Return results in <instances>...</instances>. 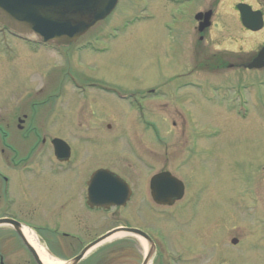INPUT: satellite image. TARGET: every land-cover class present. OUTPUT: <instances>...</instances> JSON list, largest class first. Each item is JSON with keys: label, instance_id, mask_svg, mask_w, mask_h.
<instances>
[{"label": "flooded vegetation", "instance_id": "obj_1", "mask_svg": "<svg viewBox=\"0 0 264 264\" xmlns=\"http://www.w3.org/2000/svg\"><path fill=\"white\" fill-rule=\"evenodd\" d=\"M223 1L209 0L210 3L207 8L204 7L206 9H199V0H189L188 17L185 20H180L182 23L186 22V29L182 32V38L187 39L189 32H192L190 36H193L195 31L194 36L198 35L199 39H203L204 34H208L212 40L211 34L214 29L219 28L220 32L223 30L228 34L230 32L236 33L240 32V29L237 28V23H239L243 30L241 32L245 35L246 43H241L237 48L238 50H235V53H241L242 57L240 60L237 58L238 63L237 61L234 62L233 67H231V69H239V76L237 77L236 73H231L229 76H236V79H206L192 70L172 77V80L181 79L183 81L163 85L164 92L161 96L168 99L173 107H176L175 111L184 118L185 114L182 110L177 109L179 108L178 105L194 104L202 97L204 102L215 108V110L210 111L213 118L222 115L219 113V109H223L225 115L230 114L229 116H235L244 121H248L254 115L264 122V0L235 1L229 10L226 9V13H224L225 9L222 6ZM240 3L247 4L258 13L242 16L238 9ZM199 13H201V19L197 21L196 16ZM206 13H210L208 20L205 19L204 14ZM225 19L228 20L227 23L223 22ZM244 19L248 21L249 25L259 26V28L251 29L244 24ZM104 36L105 31L99 30L93 36H88L83 41V45L77 48V51L73 46L64 49L66 51L72 49L76 53L85 50L94 52L93 44H97V40ZM9 37L11 39L15 37V41L19 40L14 35ZM82 38L84 39L81 37L79 41H82ZM4 39L7 38L0 35V57L6 61V59L16 57L19 50L14 42L8 43ZM210 67L220 70L227 65L219 61L211 63ZM245 74L250 75L245 77ZM201 81L204 83L201 84ZM66 84L73 88L74 94L71 91L67 92ZM109 86L104 81H60L57 87L58 93H55L54 90H49L44 84L42 87L46 88L45 99L37 100L39 102L33 105H38L39 109H34L29 114L23 113L24 110H21L23 102L16 107V110L11 109L14 111H7L6 109L0 111V219H11L19 223L21 234L28 239L35 249L37 257L43 262H45V258L40 255L36 247L55 264L68 263L77 258L78 261L74 264H118L119 254L113 249L117 248L118 244L115 242L120 238L114 235V231L124 226L130 230L127 235V244L130 247L136 246V244L142 245L141 264L152 248H154V252L151 264H174L186 254H170L165 224L167 215L173 212L175 208L178 210L177 212H180V210L188 207L196 216L200 200L207 190L211 195L209 203L212 200L216 201V197L220 196L222 198L221 204L224 205L222 207L223 213L213 215L210 220L213 218L216 222V219L219 218L222 220V223L219 224L223 226V229L230 231L228 226L236 218L238 219L240 214L237 210H241L248 217L247 225L255 227V231L250 237L230 238L231 244L229 246L239 247L235 251L229 250L230 247L226 246L227 239L224 238V246L217 248V242L214 238L215 230L210 240V262L214 263L219 255L224 260L223 263H231L232 256L235 254L245 262L251 260L257 262L254 258L255 255L258 259L260 258V264H264V159L260 162L257 160L248 161L247 158L244 160V158L235 155L238 159L233 160L231 155L234 153L231 154L230 152L228 154L225 152L221 156V152L217 151L219 147L217 148L214 140L220 136L217 130L220 129L223 132L224 128L222 130L219 127H212L214 131L208 135L207 140H205L206 143L205 141H198L195 134L193 138L190 136L188 157L184 160L185 165L191 160L193 166H207L210 175L212 174L208 187L202 185L203 182H197L190 190L184 179L182 180L168 169L150 174L148 178L144 177V171H152L155 160L148 156L150 153L147 150L135 145L134 142L130 143L129 148L133 157L124 164L127 171H124L125 168L114 170L111 167H99L92 170L87 176V173L83 175L81 170H76L79 161L68 141L70 140L71 129H77L80 133L87 134L85 139L97 140L101 137L98 128L101 123L99 119L103 115L99 114V105H97V100H94L95 95L103 93L113 96L118 101H127L126 97H121L118 91L110 89ZM200 86L207 87L206 94L200 95L196 92ZM124 90L129 96H136V91ZM185 90L195 92L192 101L188 98L189 91L184 93ZM141 92L140 102L129 104L139 113L144 128L151 129L148 119L149 106H147L146 101L152 97V88L143 89ZM73 96L83 102V108L86 111L84 114L83 108H80L77 116L74 115L84 120L79 123L74 122V127L72 126L74 116L71 115ZM22 101L24 100L22 99ZM56 118L61 119L62 123H56ZM106 127L110 130L112 125L106 124ZM86 131L88 133H85ZM89 135H91L90 138ZM55 139H61L66 143H62V145L59 143L58 145V153L64 155L62 158L57 157ZM160 140L162 143L164 142L162 136ZM204 144H208V146ZM163 146L164 151L167 152L168 146L166 144ZM248 147L251 151L254 150L253 144ZM258 154L259 152H255L254 157L259 156ZM220 160H222L220 165L222 169H217L216 163H219ZM98 169H108L126 181L129 187L126 202L113 204L114 202L102 198L98 192L92 194L96 191L94 189L90 193L93 173ZM232 169L237 170V172H233ZM221 170L235 178L232 185L237 186L238 189H235L234 192L227 189L221 193L218 189L217 184L220 182ZM161 172H170L184 186L181 198L172 200L170 205L158 203L153 199L152 178ZM138 174H140V179ZM103 184L101 179V181H96L93 186ZM167 194L166 189L160 190V196L164 197ZM76 202H81L82 207L75 205ZM80 210L82 214L106 215L107 221H103V218L102 221H98V223L101 222L100 227L102 228L91 236L92 232L89 229L92 226L91 220L77 216ZM120 210L128 211V223L107 227L108 214L112 212L111 215L116 217ZM40 218L42 220L39 221ZM71 220L75 221L76 227L79 225V220H82L83 226L91 225L88 229L83 228L85 233L83 235L78 231L73 232L74 225ZM241 227L242 225L239 224L238 230L241 231ZM239 233L243 235L242 232ZM108 234L111 236L103 238ZM100 239L102 241L97 243ZM51 243L54 244L51 245ZM93 243H97L96 246L79 258L84 248ZM66 251H69L68 254L65 253ZM248 255H251L250 260H248ZM0 264H39L35 254L27 247L19 232L9 224L0 226Z\"/></svg>", "mask_w": 264, "mask_h": 264}, {"label": "rangeland", "instance_id": "obj_2", "mask_svg": "<svg viewBox=\"0 0 264 264\" xmlns=\"http://www.w3.org/2000/svg\"><path fill=\"white\" fill-rule=\"evenodd\" d=\"M188 1L119 0L109 17L97 23L87 34L88 36L99 30L105 31V36L97 40V49L95 48L94 52L85 50L76 53L72 49L66 51L64 48L61 52L41 46L35 53H32L24 42L15 41L9 37L4 39L5 42L8 40L14 42V45L18 47L19 54L17 53L16 57L6 59V61L0 57V111L5 109L14 111L11 109L16 110V107L24 102L21 110L23 109V113L29 114L32 110L39 109L38 105L33 106L39 102L37 100L45 99L46 88L42 86L46 84L49 90L58 93L57 87L60 81H104L110 85V89L116 90L122 95L127 94L124 89H132L138 95L143 89L157 87L159 92L157 91L156 95L146 101L149 106L148 119L152 124L151 129L144 128L139 113L127 102L118 101L113 96L103 93L95 95L94 100H97V105L101 107L98 106L99 114L103 115L99 119L101 123L98 128L101 137L97 140L85 139L87 134H82L77 129H71L70 140L67 139L79 161L76 170H81L83 175L87 173V176L92 170L99 167H111L114 170L125 168L124 171H127L124 164L133 157L130 153L129 142H134L135 145L147 150L150 153L148 156L155 160L152 171H144V177L148 178L150 174L168 169L174 175L184 179L190 190L197 182H203L202 185L207 186L212 176L209 168L204 165L193 166L191 160L185 165L184 160L188 157L190 136L193 138V135L198 133V141L204 140L202 136L206 140L208 134L214 131L212 127L225 130V134L224 130L223 132L220 129L217 130L220 136L214 140L217 148L219 147L217 151L221 152V156L225 152L227 154L230 152L234 153L231 155L233 160L238 159L235 157L237 155L244 160L247 158L248 161L257 160L260 162L264 159V122L261 119L253 115L248 121H244L238 117L229 116L230 114L225 115L224 110L219 108L217 109L222 115L213 118L210 111L215 108L204 102L202 97L194 104L178 105L177 109L183 111L184 118L175 111L176 107H173L168 99L161 96L163 85L166 83L170 85L175 76L192 70L206 79L228 80L236 79V76H239V69H231V67L234 62L238 63L242 57V54L235 53V50H238L241 43H246L241 25L237 23L240 32L236 33L228 34L223 30L220 32L219 28L214 29L211 34L212 40L208 34H204V38L199 39L198 35L194 36L195 31L193 36H190L192 32H189L187 39L182 38L186 22L182 23L180 20H185L188 17ZM235 1L239 0L223 1L224 13ZM209 3V0H199V9L207 8ZM227 21L225 19L223 22L227 23ZM219 61L225 63L227 67L220 70L210 67L211 63ZM231 73H236V76H229ZM249 75L245 74V77ZM176 81L183 80L177 79ZM66 85L67 92L71 91L74 94L73 88ZM186 91H189L188 98L192 101L195 92L185 90L184 93ZM196 92L200 95L206 94L207 87H200ZM75 97L71 98L72 101L70 99L73 108L72 116H77L80 108L84 107L83 102ZM83 110L85 114L86 111L84 108ZM75 116L72 119L73 127L74 122L84 121ZM55 122L62 123V120L56 118ZM106 124L112 125V128L109 130ZM91 135L88 137L90 138ZM161 136L164 140L163 143L160 140ZM163 144L168 146L167 152L164 151ZM251 144L254 147L252 151L248 147ZM204 145L208 146V144ZM255 152H259V156L254 157ZM221 164L222 160L216 163V168H220ZM232 171L237 172L235 169ZM138 177L140 179V174ZM232 181L234 183L235 178L221 170L220 182L217 184L221 193L227 189L232 192L238 189L237 186L232 185ZM142 182L144 183L143 179ZM209 193L207 190L203 193L196 216L188 207L180 212H177L178 210L175 208L167 215L165 224L170 254H186L174 264H225L219 255L214 263L210 262V240L214 231L216 230L214 238L217 248L224 246L223 238L227 239L226 246L229 248L230 238L250 237L255 231V227L247 225L248 217L241 210H237L240 214L238 219L236 218L228 226L230 231L223 229V226L219 224L222 223V220L219 218L216 219V222L213 218L210 220L213 215L223 213L224 205L221 204L220 196L216 197V201L212 200L209 203L211 196ZM211 193L213 196L212 190ZM75 205L82 207L81 202H76ZM111 214L112 212L108 214L107 227L128 223L127 210H120L116 217ZM77 216L91 220L92 226H90L91 224H89L90 227L88 226L92 232L91 236L102 228L100 227L101 222L98 223V221H102V218L103 221H107L106 215L82 214L81 210ZM71 222L74 225L73 232L78 231L85 235L83 228L88 229V227L83 226L82 220L78 221L77 227L75 221L71 220ZM159 224H157L158 227ZM239 224L242 225L241 231L238 230ZM239 232H242L243 235ZM127 240L128 236H122L115 242L118 245L113 251L119 254L117 263L141 264L142 245L136 244V246L130 247ZM238 248L232 246L229 250L235 251ZM68 252L65 253L68 254ZM232 257L231 263L227 264H260V258L258 259L255 255L254 258L257 262L254 260L245 262L235 254ZM250 259L251 255H248V260Z\"/></svg>", "mask_w": 264, "mask_h": 264}, {"label": "water", "instance_id": "obj_3", "mask_svg": "<svg viewBox=\"0 0 264 264\" xmlns=\"http://www.w3.org/2000/svg\"><path fill=\"white\" fill-rule=\"evenodd\" d=\"M117 0H0V25L8 27L11 31L18 33L28 39L48 42L55 45L68 46L75 43L97 21L105 18L115 7ZM102 171L96 174H100ZM158 175L153 179V197L156 201L160 199V190L163 188V181L168 180L167 190L168 200L179 197L182 192L181 183L170 173ZM121 183L123 194L128 193L127 185L122 180L116 178ZM179 190V194L176 192ZM10 224L14 226L27 247L35 254L39 264L35 249L28 239L21 234V225L11 219L0 220V225ZM128 228H118L117 233H129ZM111 234L103 238L109 237ZM102 239L97 241L101 242ZM93 243L86 247L82 257L87 251L96 246ZM154 248L149 250L143 264H151ZM78 258L66 264H74Z\"/></svg>", "mask_w": 264, "mask_h": 264}, {"label": "bare ground", "instance_id": "obj_4", "mask_svg": "<svg viewBox=\"0 0 264 264\" xmlns=\"http://www.w3.org/2000/svg\"><path fill=\"white\" fill-rule=\"evenodd\" d=\"M29 239H31V236H29ZM36 248H37V251L40 253V255H41L42 257L45 258V262H46L47 264H55V262H54L53 260H50L49 258H46V257L43 255L42 251H41L38 247H36Z\"/></svg>", "mask_w": 264, "mask_h": 264}]
</instances>
